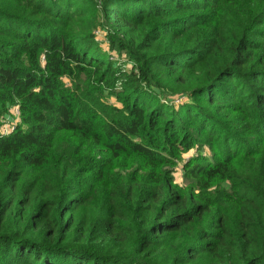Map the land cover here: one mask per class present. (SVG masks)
Wrapping results in <instances>:
<instances>
[{"label":"trees","instance_id":"1","mask_svg":"<svg viewBox=\"0 0 264 264\" xmlns=\"http://www.w3.org/2000/svg\"><path fill=\"white\" fill-rule=\"evenodd\" d=\"M0 264H264V0H0Z\"/></svg>","mask_w":264,"mask_h":264},{"label":"rangeland","instance_id":"2","mask_svg":"<svg viewBox=\"0 0 264 264\" xmlns=\"http://www.w3.org/2000/svg\"><path fill=\"white\" fill-rule=\"evenodd\" d=\"M116 52L112 51V55L116 56ZM127 65V63L125 64ZM113 99V98H112ZM19 120V117L17 115V108L15 107V105H13L10 108V117L9 118H5L2 121V125H1V129L2 131H7L8 129H10V127ZM204 149L207 153H209L208 148L204 146ZM194 152V148L190 149L189 151L183 152L182 153V158L184 159L187 156H189L191 154V152ZM181 159L178 161V163L175 165V171H174V175H175V180L179 183H183L184 178L182 175V171H181Z\"/></svg>","mask_w":264,"mask_h":264}]
</instances>
